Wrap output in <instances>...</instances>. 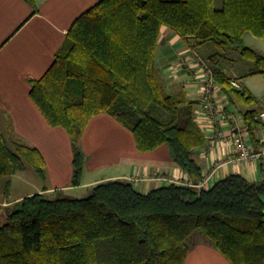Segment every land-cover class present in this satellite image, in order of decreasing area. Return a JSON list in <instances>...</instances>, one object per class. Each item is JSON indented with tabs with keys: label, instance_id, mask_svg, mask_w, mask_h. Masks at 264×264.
<instances>
[{
	"label": "trees",
	"instance_id": "trees-1",
	"mask_svg": "<svg viewBox=\"0 0 264 264\" xmlns=\"http://www.w3.org/2000/svg\"><path fill=\"white\" fill-rule=\"evenodd\" d=\"M163 26L192 48L234 47L253 62L248 74L264 75V55L243 41L246 32L264 40V0H98L73 20L47 70L29 79L30 97L51 126L69 134L72 185L80 183L87 159L82 133L98 113L130 130L140 151L167 144L194 184L141 192L130 180L112 179L79 198L23 196L0 224V264H186L195 233L230 264H264V177L230 173L199 187L194 149L205 134L194 118L196 100L169 87L155 65ZM211 71L231 98L256 101L231 85L237 78ZM258 111L242 114L252 137ZM27 165L45 179L40 151L0 129V177Z\"/></svg>",
	"mask_w": 264,
	"mask_h": 264
},
{
	"label": "crops",
	"instance_id": "crops-1",
	"mask_svg": "<svg viewBox=\"0 0 264 264\" xmlns=\"http://www.w3.org/2000/svg\"><path fill=\"white\" fill-rule=\"evenodd\" d=\"M98 0H0V129L7 139L21 140L36 147L45 161V179L38 174L31 181L13 182L19 171L6 177L9 185L0 192V217L23 196L44 193L48 196L84 197L96 183L112 179L132 181L141 192L168 183L194 184L193 178L172 158L167 144L154 150L140 151L130 130L107 113L90 118L82 133V148L87 154L84 171L78 185H72L73 152L68 132L62 126H51L30 97V78H39L52 64L55 52L63 43L73 20ZM222 0H215L221 5ZM243 36L244 44L264 55V43L256 37ZM255 36L254 34H252ZM246 38L249 43H246ZM196 52L210 69L219 68L237 78L240 89L248 90L256 101L231 98L219 85V101L226 112L238 118L245 141L257 152L264 142V122L259 120L250 134L242 114L264 108V75L248 74L253 62L238 49L230 47L218 52L211 43L192 48L171 29L163 26L155 58L167 84L173 90L185 89L199 102L200 84ZM188 58L189 68L178 67L180 58ZM173 70H172V69ZM195 104V107H196ZM227 130L229 119L215 126ZM211 125L201 127L205 141L194 149L199 162V187H210L230 173L250 180L264 177V158H238L233 145L217 138ZM27 168H32L26 166ZM33 169V168H32ZM207 177L205 185L202 180ZM22 182V183H20ZM194 244L186 256V264H230L201 234L195 233Z\"/></svg>",
	"mask_w": 264,
	"mask_h": 264
},
{
	"label": "built area",
	"instance_id": "built-area-1",
	"mask_svg": "<svg viewBox=\"0 0 264 264\" xmlns=\"http://www.w3.org/2000/svg\"><path fill=\"white\" fill-rule=\"evenodd\" d=\"M190 55V57L195 59L199 72L198 75H196L200 84L199 102L196 104L194 109V118L196 123L200 127L205 128L207 125H211L213 128H216L215 126L217 123L229 119V127L227 130L216 128L217 138L230 142L238 153V158H264V142L259 151L255 152L252 150L251 146L244 139V134L240 128L238 118L233 114L226 112L222 103L219 101V85L215 81L211 69L204 64L196 52H192ZM176 64V68L183 67L188 69L190 66L188 64L187 57L180 58ZM230 83L236 88L242 87L241 83L236 79H232ZM255 118L264 122V108L260 109L255 114ZM206 182L207 177L202 180V184L205 185Z\"/></svg>",
	"mask_w": 264,
	"mask_h": 264
},
{
	"label": "rangeland",
	"instance_id": "rangeland-1",
	"mask_svg": "<svg viewBox=\"0 0 264 264\" xmlns=\"http://www.w3.org/2000/svg\"><path fill=\"white\" fill-rule=\"evenodd\" d=\"M248 35H249L248 37H256L250 33H248ZM256 38L259 39V41H263V43H264V40L262 38H260V37H256ZM245 41H246V43H249L247 38ZM35 173H36L35 170L32 168H27V169L25 168L23 170H20L19 174H18L19 176H17V178H14L13 182L15 183L16 181H20V180H25V181L28 180V181L32 182L31 177H33L32 180H34V177H36V174H37V173L36 174ZM6 179H7L6 177H0V192H2V189L5 186ZM20 183H22V182H20ZM8 185H9V183H8ZM3 221H4V218L0 217V224L3 223ZM199 235H200V233H199Z\"/></svg>",
	"mask_w": 264,
	"mask_h": 264
}]
</instances>
